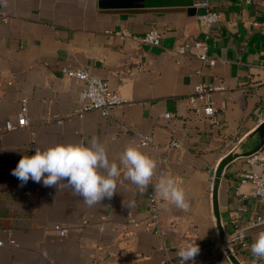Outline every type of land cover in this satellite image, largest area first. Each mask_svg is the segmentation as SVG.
I'll list each match as a JSON object with an SVG mask.
<instances>
[{"label": "crops", "instance_id": "crops-1", "mask_svg": "<svg viewBox=\"0 0 264 264\" xmlns=\"http://www.w3.org/2000/svg\"><path fill=\"white\" fill-rule=\"evenodd\" d=\"M206 1L219 16L209 29L197 19L202 10L195 0H0V240L15 242L0 247V264H160L163 245L179 260L178 250L188 243L199 246L191 264L215 255L211 264H231L214 248L211 184L232 149L251 152L260 143L254 113L264 106V7ZM151 30L160 35L158 46L132 39ZM123 32L128 37L121 38ZM198 42L214 66L199 59ZM64 67L105 81L127 104L109 117L75 115L84 84L63 77ZM201 84L223 88L210 96L217 125L201 111L205 99L188 102ZM22 99L28 100V127L3 132L5 121L15 122ZM138 134L151 137L153 146L139 145ZM93 139L120 169L116 193L101 203L88 206L63 181L22 184L11 174L23 155L58 143L91 145ZM170 140L180 149L169 147ZM129 145L156 161L144 191L124 176L120 156ZM259 171L247 158L224 169L218 189L224 232L264 219V206L250 185L240 183L242 174ZM167 178L183 189L189 207L162 199L157 235L147 227L148 198L153 189L161 197L157 185ZM54 224L66 236L54 232ZM261 231L264 225L249 230L248 242ZM250 248L238 260L264 264Z\"/></svg>", "mask_w": 264, "mask_h": 264}, {"label": "built area", "instance_id": "built-area-1", "mask_svg": "<svg viewBox=\"0 0 264 264\" xmlns=\"http://www.w3.org/2000/svg\"><path fill=\"white\" fill-rule=\"evenodd\" d=\"M246 4H255L258 3L264 7V0H244ZM195 7L201 9L202 12L197 15V19L201 22L205 28L209 29L212 26L216 25L219 22V16L217 12L211 8L206 0H195ZM128 37L126 32L121 34V38ZM133 40L138 41L142 44L158 46L160 44V35L156 30H151L144 34L141 37L132 38ZM196 47L201 48L203 53L199 56V59L208 64L209 66H214L215 60L210 59L207 56V48L204 42L196 43ZM185 52V47L179 49V53L182 54ZM262 80L264 83V64L262 66ZM60 74L67 79H76L84 84L81 89L77 105L74 109V114L82 116L86 112L96 111L99 112L103 117H109L111 111L114 108L122 107L127 104V100L122 98L118 93L110 92L107 86V83L101 79L91 76L86 70L83 69H69L61 68ZM223 88H215L211 85L201 84L195 88V92L188 98L189 104L193 105L196 99H205V106L202 108L203 115L212 123L217 125L218 114L213 103L210 101V96L215 91H222ZM198 111V110H197ZM28 113V100L22 99L20 101V109L15 115V122L5 121L2 131L10 132L20 128L28 127L29 123L27 120ZM255 116L258 118L260 123L264 122V106L256 111ZM166 118H169V114L165 115ZM140 139L139 145L153 146L152 138L145 136L143 134H138ZM168 146L171 148L180 149L179 144L170 140ZM247 162L250 166H256L260 168L259 172H246L240 176L241 184H248L251 187L252 194L256 200L264 206V143L262 148L256 154L247 158ZM149 214H148V223L147 227L150 228L153 233L161 235V208L159 206L160 201L162 200L153 189L149 194ZM172 204V203H170ZM172 223V221H169ZM264 225V219L257 218L256 222L251 223L244 227H235L232 232H225V239L217 241L214 244V248L217 250V254L223 258H227L225 254V249L228 248L230 252L237 257L238 253H241L251 247L252 243L248 242L247 235L248 231L254 227ZM54 232L59 236L64 237L67 234V230L61 227L59 224H54L52 226ZM127 237L133 236L131 232H127ZM193 245L192 243H188ZM9 245L11 247L15 246V242L10 240L7 244L0 240V247ZM161 250L164 253V257L160 264H180V259H171L167 254V249L163 245ZM256 258V257H255ZM216 259L214 257L206 258L201 264H211ZM257 260L264 263V258H256ZM188 264H191L188 262Z\"/></svg>", "mask_w": 264, "mask_h": 264}, {"label": "clouds", "instance_id": "clouds-1", "mask_svg": "<svg viewBox=\"0 0 264 264\" xmlns=\"http://www.w3.org/2000/svg\"><path fill=\"white\" fill-rule=\"evenodd\" d=\"M120 163L126 169L124 176L141 191L146 190L156 168V161L136 146L129 145L121 154ZM100 169H104L106 174H101ZM11 174L22 184L29 179L42 182L44 186H56L63 181L88 206H92L116 193L114 178L120 175V169L115 162L109 160L105 147L93 139L91 145L58 143L46 150L23 155ZM157 188L163 200L178 208L189 207L183 189L177 186L173 178L162 180ZM250 250L256 258H264V231L257 234ZM198 253L197 244H187L178 250L177 255L180 264H188Z\"/></svg>", "mask_w": 264, "mask_h": 264}, {"label": "water", "instance_id": "water-1", "mask_svg": "<svg viewBox=\"0 0 264 264\" xmlns=\"http://www.w3.org/2000/svg\"><path fill=\"white\" fill-rule=\"evenodd\" d=\"M256 133H258L260 138L259 146L251 151V152H237L235 147L232 149L227 155H225L222 160L219 162L214 177L211 184V194H212V211L214 216V221L216 225V230L218 234V239L220 241H223L225 239V232L223 230L221 220H220V212L218 207V189L220 185V181L223 175L224 169L229 165L231 162L238 158H248L257 152H259L262 148V145L264 143V122L260 123L259 126L256 129ZM225 254L227 255V259L230 261L231 264H242L236 256H234L228 248L225 249Z\"/></svg>", "mask_w": 264, "mask_h": 264}]
</instances>
